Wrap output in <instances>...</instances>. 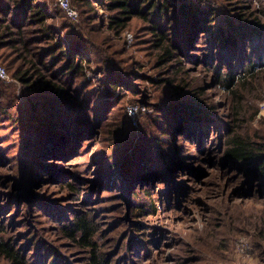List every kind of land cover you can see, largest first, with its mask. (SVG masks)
<instances>
[{
	"label": "rangeland",
	"instance_id": "1",
	"mask_svg": "<svg viewBox=\"0 0 264 264\" xmlns=\"http://www.w3.org/2000/svg\"><path fill=\"white\" fill-rule=\"evenodd\" d=\"M37 2L48 7L42 23L10 16L0 31L8 75L0 80L2 241L29 264H89L80 233L67 234L70 220L84 215L108 264H264V183L249 188L250 179L225 160L232 129H262L264 76L245 75L244 86L235 80L226 89L219 79L229 67L220 64L223 51L210 32L163 64L158 35L179 40L177 17L163 18L155 33L156 16L143 11L122 30L109 22L120 13L98 4L95 11L70 0L77 13L70 19L57 0ZM186 3L211 17L210 30L258 21L260 35L244 38L240 69L250 61L262 69L264 56L254 52H264V0ZM80 37L86 56L74 57L82 70L71 74L72 58L49 48ZM58 87L81 102L75 113L65 116L54 102L36 108L59 110L50 115L31 111V98L57 101ZM195 100L205 109L192 107ZM237 104L243 116L233 123ZM166 105L182 119H173L178 125L166 120ZM60 112L75 130L63 140ZM0 264L13 263L0 255Z\"/></svg>",
	"mask_w": 264,
	"mask_h": 264
},
{
	"label": "trees",
	"instance_id": "2",
	"mask_svg": "<svg viewBox=\"0 0 264 264\" xmlns=\"http://www.w3.org/2000/svg\"><path fill=\"white\" fill-rule=\"evenodd\" d=\"M82 1L85 4L92 5L91 9H96V4L100 5L102 9H106L108 11H112L115 13L119 12L118 15H113L109 17V22L111 24V28L120 27L122 30L127 28V21H129L132 17L140 16L143 11H148V13L154 14V21L158 20V23L152 26L154 32H158L161 30L162 24H160L163 18L168 19L172 18L177 21V38L180 37L179 40L175 38L174 35H171L170 40L167 39L166 34L158 35L159 47L162 52L159 53V59L167 58V61L163 64L167 63L173 58V54H175L176 49L185 46L186 44H190L194 41L196 37L202 36V34L210 32L209 38L213 45L216 48H221L223 52H217V58L220 64H226L229 67L227 73L220 78L224 83V87L226 89H231L234 87L235 80L240 82L242 86L245 85V75L251 77L253 80H257L259 78V74L264 76V64L261 65V70L255 69V63L250 61L246 66H240L242 59L245 58L243 46L245 43L244 38H250L252 35L255 37L260 35V26L258 21L253 22H241L242 24H233L229 23V27L226 29L223 27L215 28L216 30H210V25L213 23L211 17H206L205 15H200L199 12L193 10V5L191 3L187 4L188 0H162L160 3L156 0H78ZM95 8H94V7ZM52 7V6H50ZM53 8V7H52ZM47 11L48 7L45 6L37 0H0V31L2 29H7L11 25L12 19L19 24V21H27V17L29 15V21H41L47 19ZM58 13V12H57ZM12 16L11 21L7 23L8 18ZM66 16V15H65ZM67 17V16H66ZM15 23V22H14ZM166 29H170L169 25L165 26ZM259 30V31H258ZM155 32V33H156ZM72 34V33H71ZM172 39L174 40L173 42ZM197 39V38H196ZM209 40V41H210ZM248 40V39H247ZM86 43L84 39L81 37L78 41L71 43L64 42L62 39H58L49 49H57L61 52L66 58L70 59V64L72 67H69L70 73H79L81 72V66L76 64L74 61V57H79L80 59H85L84 51L86 49ZM71 44V45H70ZM71 47V48H70ZM71 52V53H70ZM257 56L258 60H262L264 56V52L259 55V52H254ZM257 60V63H258ZM247 69V70H246ZM68 70V67H67ZM244 71H246L244 73ZM242 72V73H241ZM31 87H37V85L33 84ZM57 87V86H56ZM117 86H112L110 88L114 89ZM187 88V85H184ZM57 95L55 97L56 100H41L43 97L37 96L34 99H30V107L31 111H35L38 113H54L59 110L54 111H40L36 110L38 108L39 103L44 102H54L56 105L61 107V112L65 111L66 114L75 113L73 108H80L81 102L76 99L77 97H73L69 93V89H64L62 87H58ZM233 100L236 99V95L234 91H232ZM39 98V100H38ZM196 103L193 102L192 107L194 106L197 109H205V106L198 100ZM105 104V103H103ZM167 104V102H166ZM101 107V106H100ZM102 108V107H101ZM241 105H236L233 108V113L230 117L233 123H237L242 119L243 111L241 110ZM163 110H167L166 120H171L173 124L178 125L176 121L173 119H177L179 122L182 119L173 111L172 106H164ZM208 107L206 106V111ZM54 114L56 115L60 127L55 124L54 126L58 129L60 128L59 136L61 140L65 137L68 132L74 133L75 130L69 125L66 124L65 121L59 120L64 114ZM165 112V111H164ZM258 112H254L251 118H254ZM53 115V116H54ZM69 118V116H68ZM204 120V119H203ZM202 120V121H203ZM169 123V122H168ZM167 123V126H168ZM202 124V123H201ZM53 126V125H50ZM203 126V125H202ZM175 127V126H174ZM261 130L255 131L253 135L244 132V129L236 126V129H232L229 133V138L227 140V148L225 150V160L230 167H233L235 170L240 171V175H244L245 179L249 180L250 186H261L264 183V121L260 122ZM79 133V132H78ZM73 135V134H72ZM77 133L73 136L75 137ZM69 187L72 185L68 184ZM250 191V189H249ZM248 191V192H249ZM70 231L67 233L70 237H75L77 233H80V238L82 241V246L85 248H89V264H108V261L101 257L98 254L97 246L91 241L93 236V227L89 223V220L86 216L82 215L80 217H76L69 222ZM2 229L0 227V255H2L7 260L11 261L13 264H29L24 262V258L20 257L17 252L14 251L13 247L9 245L7 242H3L1 239ZM54 264V263H53Z\"/></svg>",
	"mask_w": 264,
	"mask_h": 264
},
{
	"label": "built area",
	"instance_id": "3",
	"mask_svg": "<svg viewBox=\"0 0 264 264\" xmlns=\"http://www.w3.org/2000/svg\"><path fill=\"white\" fill-rule=\"evenodd\" d=\"M60 8L65 12L68 18L75 19L77 17L76 11L70 6V0H57ZM97 6V4H96ZM100 6V5H99ZM128 40L131 39V35H127ZM8 75L3 66L0 65V80H7ZM263 112H264V104H263ZM132 114V113H131ZM133 115V114H132Z\"/></svg>",
	"mask_w": 264,
	"mask_h": 264
}]
</instances>
